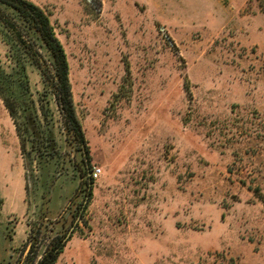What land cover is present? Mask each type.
I'll return each mask as SVG.
<instances>
[{"label": "rangeland", "instance_id": "obj_1", "mask_svg": "<svg viewBox=\"0 0 264 264\" xmlns=\"http://www.w3.org/2000/svg\"><path fill=\"white\" fill-rule=\"evenodd\" d=\"M30 1L102 172L82 180L51 88L0 28L17 110L0 94V264L58 235L55 264H264V0Z\"/></svg>", "mask_w": 264, "mask_h": 264}, {"label": "trees", "instance_id": "obj_2", "mask_svg": "<svg viewBox=\"0 0 264 264\" xmlns=\"http://www.w3.org/2000/svg\"><path fill=\"white\" fill-rule=\"evenodd\" d=\"M0 28L10 34L12 40L20 46L28 60L39 68L45 84L51 88L63 116L68 146L76 143L83 156V163L78 166L82 180L84 179L87 185L93 184L95 178L89 175L93 171L91 151L72 96L67 54L50 17L40 6L30 0H0ZM37 41L40 42V51ZM3 74L4 72L0 74V94L15 119L17 110L5 96L4 84L9 85V82L3 80ZM25 77L27 76L25 75ZM3 81L4 83H2ZM24 87L23 80L15 87L14 95L16 94L18 99H21L22 93H26L28 90H25ZM17 128L21 135L19 124H17ZM22 146H25V141ZM62 238L63 235L53 238L50 249L39 260H36L37 253L33 245L22 264H55L63 250Z\"/></svg>", "mask_w": 264, "mask_h": 264}, {"label": "built area", "instance_id": "obj_3", "mask_svg": "<svg viewBox=\"0 0 264 264\" xmlns=\"http://www.w3.org/2000/svg\"><path fill=\"white\" fill-rule=\"evenodd\" d=\"M102 172V169L100 167H95L93 169V171L91 172V175L94 177V178H97Z\"/></svg>", "mask_w": 264, "mask_h": 264}]
</instances>
